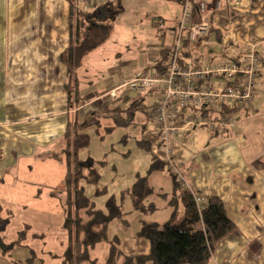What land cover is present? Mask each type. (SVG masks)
I'll list each match as a JSON object with an SVG mask.
<instances>
[{"label": "crops", "instance_id": "obj_1", "mask_svg": "<svg viewBox=\"0 0 264 264\" xmlns=\"http://www.w3.org/2000/svg\"><path fill=\"white\" fill-rule=\"evenodd\" d=\"M123 1L129 0H109L89 8L95 21L91 17L84 41L72 47L69 0H0V264H48L42 256H60L46 248L45 229L55 228L54 219L46 220L64 205L66 167L49 155L60 150L74 115L83 120L92 112L102 113L100 126L86 129L91 144L81 153L84 159L105 161L98 166L99 187L108 193L96 196L95 188L87 186L88 195L99 208L104 209L110 194L119 199L137 174L147 172L151 155L168 159L164 145L158 143L159 136L151 131L159 91L132 92L125 84L156 72L154 64L161 51L171 46L176 28L162 31L147 50L141 49L140 58L112 67L114 75L97 85L80 67L89 49L86 46L96 27L101 26L99 21L113 2L120 6V12L125 11ZM168 1L178 3L181 11L183 1ZM192 1L206 5L210 29L198 41L186 43L184 57L193 58L195 65H215L234 60L241 50L254 47L261 61L252 107L242 111L222 133L202 126L180 129L171 139V155L190 188L205 199L220 197L236 224V230L215 246L208 264H264V0ZM201 19L194 10L193 21ZM68 70L77 80L82 101L78 106H73L65 89ZM97 87L104 93L118 88L117 99L92 104ZM142 140L152 142L151 152L139 146ZM149 183L154 192L146 203L155 205L156 210L146 214L137 211L128 195L122 218L127 226L121 219L109 224V238L118 237L128 255L150 252V241L138 236L142 219L163 223L173 212L169 204L172 175L156 170L149 175ZM13 224L22 228L4 241L1 235H6ZM21 231L25 232L18 241Z\"/></svg>", "mask_w": 264, "mask_h": 264}, {"label": "trees", "instance_id": "obj_2", "mask_svg": "<svg viewBox=\"0 0 264 264\" xmlns=\"http://www.w3.org/2000/svg\"><path fill=\"white\" fill-rule=\"evenodd\" d=\"M69 3L73 47L74 44L84 41L91 26V17L95 15L85 10L80 0H69ZM111 16L115 17V13ZM93 20L95 21V17ZM169 48L161 51V57L154 64L155 73L165 72L163 63ZM68 75L65 89L73 106H78L82 101L77 94V80L71 70H68ZM110 101L111 99H107L103 103ZM101 116L102 113L92 112L83 120H79L74 115L65 129L60 150L49 155L62 161L66 167L62 197L65 211L63 228L67 232L68 241L61 254L62 263L99 264V259L92 256V251L99 244H106L109 251L107 250L104 264H208L215 246L236 230V224L228 215L224 201L216 195L208 197L203 207L199 208L192 192L172 170L168 161L151 155L152 162L147 172L137 174L131 187L121 191L120 200L116 195L110 194L104 209L99 208L88 195L87 186L95 188L96 196L108 193L107 189L99 187L101 173L98 166L103 165L105 161L84 159L81 156L82 151L88 149L91 144V137L86 129L89 126L99 127ZM139 146L151 152L152 142L142 140ZM156 170H163L172 175L174 185L169 204L173 207V212L163 223L142 219L138 236L150 241V252L145 255H128L122 250L118 237L109 238V224L114 219L122 221L126 215L124 201L128 195L131 196L133 207L137 211L146 214L156 210L155 205L146 203V198L154 192L149 183V175ZM180 207L184 208L183 213L179 212ZM122 224L127 226L124 221ZM196 225L201 226L196 228ZM24 232H20L18 241L22 239ZM33 257L32 255V259Z\"/></svg>", "mask_w": 264, "mask_h": 264}, {"label": "built area", "instance_id": "obj_3", "mask_svg": "<svg viewBox=\"0 0 264 264\" xmlns=\"http://www.w3.org/2000/svg\"><path fill=\"white\" fill-rule=\"evenodd\" d=\"M80 1L88 10L109 0ZM195 9L202 16L199 22L193 21ZM209 29L206 5L183 0L178 27L163 63L165 72L139 75L125 84L132 92L159 91L154 100L151 131L159 136L158 143L167 150L170 167L190 189L199 208L203 207L206 199L190 188L174 164L171 139L182 128L202 126L222 133L226 127L233 125L242 111L253 105L261 61L254 47H247L234 60L225 59L215 65H195L193 58L184 57L185 45L198 41L208 34ZM117 91L118 88H113L97 96L92 104L116 98Z\"/></svg>", "mask_w": 264, "mask_h": 264}, {"label": "rangeland", "instance_id": "obj_4", "mask_svg": "<svg viewBox=\"0 0 264 264\" xmlns=\"http://www.w3.org/2000/svg\"><path fill=\"white\" fill-rule=\"evenodd\" d=\"M123 6L125 11L120 12L118 11L119 5L117 2H113V5L107 10L106 16L99 21L101 26L99 28L96 27L91 41L86 46L89 49L80 67L89 72L90 78H93V84L95 85L102 82L106 76H113L114 73H112L111 69L119 62L125 61L126 63L124 64H129L134 59L140 58L141 49L147 50L157 40L162 31L167 30L171 26L177 28L182 14L179 4H172L168 0H129L123 1ZM113 13H115V17L111 16ZM97 91L94 93L93 99L104 94L102 91ZM148 101L150 102L151 100L148 99ZM151 121H154L153 116ZM63 172L65 174V168H63ZM36 203L40 205L38 202ZM53 214L55 216L52 218L49 216L46 220V222H49L54 219L56 224L55 228L45 229L46 248L51 249L54 254L60 256L53 258L46 254L42 257L48 264H63L61 261V240L66 236V244L68 241L67 232L60 225V223H64V205L60 204ZM37 223L41 227L40 223ZM21 228L22 226L18 227L13 224L8 228V233L1 235V238L4 241H9L11 239L10 234L14 232L15 237L16 231ZM106 246V244H99L92 251V256L99 259V264H104V258L109 251V247L107 248Z\"/></svg>", "mask_w": 264, "mask_h": 264}]
</instances>
